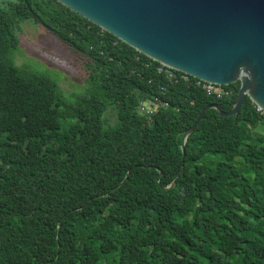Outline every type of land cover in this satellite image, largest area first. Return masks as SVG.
<instances>
[{
    "label": "trees",
    "instance_id": "1",
    "mask_svg": "<svg viewBox=\"0 0 264 264\" xmlns=\"http://www.w3.org/2000/svg\"><path fill=\"white\" fill-rule=\"evenodd\" d=\"M26 21L87 56L74 100L17 64ZM161 67L57 0L0 6V264H264V111L209 110L184 157L240 83L218 98Z\"/></svg>",
    "mask_w": 264,
    "mask_h": 264
},
{
    "label": "water",
    "instance_id": "2",
    "mask_svg": "<svg viewBox=\"0 0 264 264\" xmlns=\"http://www.w3.org/2000/svg\"><path fill=\"white\" fill-rule=\"evenodd\" d=\"M57 1L166 67L219 86L240 83L229 112L221 104L202 110L185 133L184 157L209 110L238 116L250 98L264 111V0Z\"/></svg>",
    "mask_w": 264,
    "mask_h": 264
},
{
    "label": "rangeland",
    "instance_id": "3",
    "mask_svg": "<svg viewBox=\"0 0 264 264\" xmlns=\"http://www.w3.org/2000/svg\"><path fill=\"white\" fill-rule=\"evenodd\" d=\"M10 1L16 0H0V6ZM18 33L21 44L20 52L16 55L17 64L26 69L50 75L59 82L65 94L74 100L73 95L82 92L88 83L87 56L74 51L71 46L55 37L51 31L34 22H23L21 31ZM106 117L109 118L110 124L115 123V110L110 109ZM254 133L262 135L261 131Z\"/></svg>",
    "mask_w": 264,
    "mask_h": 264
},
{
    "label": "built area",
    "instance_id": "4",
    "mask_svg": "<svg viewBox=\"0 0 264 264\" xmlns=\"http://www.w3.org/2000/svg\"><path fill=\"white\" fill-rule=\"evenodd\" d=\"M166 68V73H168L170 76H172V70L169 67H166L162 65L160 71L162 72ZM196 84L198 86H202L203 89L208 93V95H216L218 98L223 97H231L233 96L232 90H227L223 86L215 85L212 83L204 82L202 80H197ZM169 103L164 102L160 100L159 98L149 99L145 101L142 105L139 107V113L146 116L147 118H151L160 108L162 107H168Z\"/></svg>",
    "mask_w": 264,
    "mask_h": 264
}]
</instances>
